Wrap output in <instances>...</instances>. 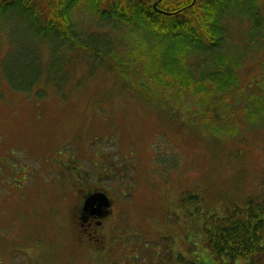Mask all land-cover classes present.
Returning <instances> with one entry per match:
<instances>
[{"label": "rangeland", "instance_id": "obj_1", "mask_svg": "<svg viewBox=\"0 0 264 264\" xmlns=\"http://www.w3.org/2000/svg\"><path fill=\"white\" fill-rule=\"evenodd\" d=\"M6 21L0 33V264H125L138 253L133 245H158L145 238L160 235H171L176 251L193 255L200 247L205 256L199 222L178 198L195 192L204 197L203 209L219 207L226 197L245 200L264 149L240 138L264 125H244L233 115L208 128L187 112L198 96L186 101L175 93L165 94L178 105L179 120H172L165 103L132 98L102 70L65 99L49 87L43 98L8 88L1 62L11 41L22 43L25 29L15 14ZM74 164L80 176L71 172ZM84 186L105 189L112 200L100 225L86 227L87 234L78 230L89 240L76 234L74 217L75 190ZM94 237L104 238L107 254L98 256L102 247Z\"/></svg>", "mask_w": 264, "mask_h": 264}, {"label": "trees", "instance_id": "obj_2", "mask_svg": "<svg viewBox=\"0 0 264 264\" xmlns=\"http://www.w3.org/2000/svg\"><path fill=\"white\" fill-rule=\"evenodd\" d=\"M11 14L21 17L25 32L22 43L11 41L1 62L8 88L43 98L49 87L65 99L72 87L102 70L132 98L165 103L172 120H179L178 105L165 94L175 93L186 101L198 96L187 112L208 128L233 115L244 125H264V0H0V33ZM246 133L241 142L249 136L264 149V129ZM74 171L80 176L83 170ZM250 174L253 188L240 203L226 197L219 207L203 209L204 197L195 192L178 198L199 222L205 256L200 247L193 255L190 249L176 251L171 235H160L144 237L158 245H133L138 253L125 264H264V163ZM75 192L74 204L88 188ZM75 222L76 234L82 233ZM92 241L100 248L104 238Z\"/></svg>", "mask_w": 264, "mask_h": 264}, {"label": "flooded vegetation", "instance_id": "obj_3", "mask_svg": "<svg viewBox=\"0 0 264 264\" xmlns=\"http://www.w3.org/2000/svg\"><path fill=\"white\" fill-rule=\"evenodd\" d=\"M79 140L78 137H76L75 139V143ZM101 188H88V194L93 193V192H97L100 191ZM104 191V189H102ZM82 191V190H81ZM106 194L108 197L107 200V206H101L98 210L93 209L92 212L88 211V210H84L83 209V197H85L82 192L79 194V199L75 205L74 208V217L76 218V220L78 221V223L82 226V232H85L84 230L86 229V227H90V226H98L100 225L108 216V214L111 212L112 208V200L110 199V195L108 193L107 190ZM87 194V195H88ZM87 234V232H85ZM93 235H91L92 237Z\"/></svg>", "mask_w": 264, "mask_h": 264}, {"label": "water", "instance_id": "obj_4", "mask_svg": "<svg viewBox=\"0 0 264 264\" xmlns=\"http://www.w3.org/2000/svg\"><path fill=\"white\" fill-rule=\"evenodd\" d=\"M108 197L105 192H93L84 197L83 209L92 212L93 209L98 210L101 206H107Z\"/></svg>", "mask_w": 264, "mask_h": 264}]
</instances>
